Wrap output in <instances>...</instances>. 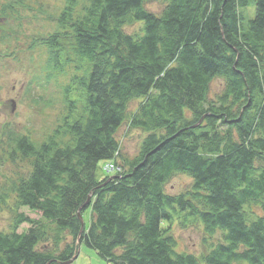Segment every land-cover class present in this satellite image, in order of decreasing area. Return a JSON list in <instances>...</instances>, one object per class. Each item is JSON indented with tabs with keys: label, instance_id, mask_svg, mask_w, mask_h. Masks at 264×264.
Masks as SVG:
<instances>
[{
	"label": "trees",
	"instance_id": "obj_1",
	"mask_svg": "<svg viewBox=\"0 0 264 264\" xmlns=\"http://www.w3.org/2000/svg\"><path fill=\"white\" fill-rule=\"evenodd\" d=\"M150 1L65 0L56 20L49 15L57 29L33 38L52 71L81 67L71 83L83 111L79 97L68 99L40 144L8 132L10 154L31 164L10 184L15 205L47 220L54 244L37 247L45 225L15 212L0 231V264H65L75 241L116 264H264V0H162L159 13L144 7ZM25 10L8 0L0 18ZM133 22L140 33L125 31ZM214 78L224 84L209 98ZM126 121L145 132L133 157L115 137ZM111 160L123 171L99 176V162ZM177 173L192 183L171 195L164 185ZM88 209L80 231L77 212ZM177 214L208 235L220 230V240L200 256L176 251ZM65 232L73 242L59 249Z\"/></svg>",
	"mask_w": 264,
	"mask_h": 264
},
{
	"label": "rangeland",
	"instance_id": "obj_2",
	"mask_svg": "<svg viewBox=\"0 0 264 264\" xmlns=\"http://www.w3.org/2000/svg\"><path fill=\"white\" fill-rule=\"evenodd\" d=\"M64 1L20 0L22 4L29 6V10L0 18V231H10L15 212H24L46 227L45 237H42L37 247L44 244L53 246V238L49 235L53 232V227L37 213L15 205V196L11 193L10 184L24 176L31 164L29 159H24L19 154H10L12 147L8 142V132L27 134L30 140L40 144L61 124L63 116L69 110L68 99L79 97L77 102L74 101V108H77L79 113L83 111L80 90L71 83L73 75H81V67L70 62L63 65L61 70L52 71L47 66L48 56L45 48L31 43L38 35L43 36L57 29L55 20L65 5ZM4 3H8V0H0V7ZM163 3L162 0H153L146 2L144 7L159 13ZM81 6L80 3L77 12ZM250 8L253 6L249 5L248 9ZM49 15L55 20L49 18ZM140 28L139 22H133L124 29L133 34L140 33ZM223 84L222 78L212 79L209 98H215L221 92ZM136 104L137 100H133L129 104V111L133 110ZM144 135L142 129L130 127L126 121L118 127L115 137L119 140L122 154L125 157H133L137 155ZM66 138L60 139L64 141ZM105 163L99 162L97 174L114 176V172L103 171ZM191 183L188 175L177 173L164 185V190L171 195L181 194L190 189ZM253 210L260 212L256 208ZM82 215L83 225L88 228L90 210H86ZM27 226L29 224L24 222L18 227V231L26 229ZM171 232L175 238L176 251L193 253L195 256L205 254L209 246L215 245L221 237L220 230L208 235L199 221H183L181 214L173 218ZM61 237L62 240L57 245L59 249L73 242L68 232L61 234ZM76 245L77 241L74 243V247H77L76 257L67 264H116L99 256L93 248L86 247L83 243Z\"/></svg>",
	"mask_w": 264,
	"mask_h": 264
},
{
	"label": "water",
	"instance_id": "obj_3",
	"mask_svg": "<svg viewBox=\"0 0 264 264\" xmlns=\"http://www.w3.org/2000/svg\"><path fill=\"white\" fill-rule=\"evenodd\" d=\"M90 199V197H88V200ZM77 215L79 217V220H80V226H81V229L80 231L83 229L84 225H83V219H82V215L80 214V211L77 212ZM73 259H75V257L69 259L66 263H69L71 262Z\"/></svg>",
	"mask_w": 264,
	"mask_h": 264
},
{
	"label": "built area",
	"instance_id": "obj_4",
	"mask_svg": "<svg viewBox=\"0 0 264 264\" xmlns=\"http://www.w3.org/2000/svg\"><path fill=\"white\" fill-rule=\"evenodd\" d=\"M105 169H106V170H107V169H108V170H118L119 167H115V166L113 165V163H107Z\"/></svg>",
	"mask_w": 264,
	"mask_h": 264
}]
</instances>
